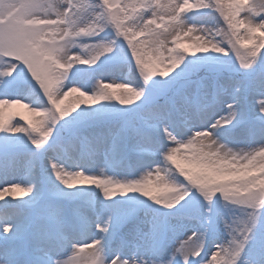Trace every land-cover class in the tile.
<instances>
[{"label": "snow or ice", "instance_id": "1", "mask_svg": "<svg viewBox=\"0 0 264 264\" xmlns=\"http://www.w3.org/2000/svg\"><path fill=\"white\" fill-rule=\"evenodd\" d=\"M117 40L143 84L73 72ZM0 63L5 264H264V0H0ZM13 105L35 119L6 121ZM145 160L143 176L110 174Z\"/></svg>", "mask_w": 264, "mask_h": 264}, {"label": "rangeland", "instance_id": "2", "mask_svg": "<svg viewBox=\"0 0 264 264\" xmlns=\"http://www.w3.org/2000/svg\"><path fill=\"white\" fill-rule=\"evenodd\" d=\"M162 3H165L166 0H161ZM166 11L167 9H158V14L160 17H163V21H167L169 19V17L166 15ZM145 18H151V17H145ZM163 21H161L160 19L157 20V23H162ZM185 22L189 25H196V26H210V25H214L215 21L211 16H204V15H200L197 12H191L188 13L185 17ZM126 24H128L129 27H132L133 25L129 22V21H125ZM136 23L140 24L141 21L140 19L137 17L136 18ZM224 26V25H221ZM105 41H109V40H113L115 39V35L114 33L109 34L108 32L102 34ZM194 35H199V33H194ZM87 42V41H84ZM182 43H189V41L185 40L182 41ZM171 46V45H170ZM126 44H124V42L122 40H117L114 51L110 54H106L104 57H102L101 62L98 63L96 66L94 67H88V66H78L77 68L73 69L74 73H83L85 77H87L88 75H91L92 77V81L94 82L97 78L103 77L104 79L108 80L106 82L108 83H122V82H126V81H121V80H130L134 83H136L137 85L143 84V81L139 78L138 73L136 72H130L129 71V67L127 64V52H126ZM81 50L79 48V44L77 45L76 48L73 49V51H79ZM190 60L196 61L199 60V57H190ZM4 67L3 64L0 63V72L4 71ZM113 78H115L116 80H112ZM3 79V78H0ZM20 79L23 80V76H20ZM80 83H84L85 80H80ZM119 91V89L117 90ZM21 95H23L24 97H27L33 101H38V98L35 96V94L32 92V90L25 84L21 87L20 89ZM77 94H73V96H75ZM72 97H69V101H71ZM68 102V101H66ZM113 105H115L116 109H120L124 106L119 105L118 102H111ZM96 107H100V105L96 106ZM4 118L7 121L9 115H12L14 117L13 119V123L16 120H21L22 122L26 123L27 121L23 120V117L27 116L29 119H35V117L31 114L29 109H25L23 107H21L20 105H13V106H5L4 109ZM5 138L0 136V142H3ZM16 139V138H13ZM23 142L27 144V148L25 149V151L31 150L32 152L37 153L38 155H42V156H47V155H51L50 151H49V145L45 144L43 146H41L39 149H37L35 146L31 145V142L29 140V138L27 136H24L22 138ZM50 143V142H49ZM48 163L47 159L45 158L42 161V169L43 166H46ZM148 161L145 160L143 162L137 163L136 161H132V168L128 169L127 167H122L120 169H117L115 171V173H110V174H115L117 176L120 177V179H123L124 176H135V175H139L140 172L143 170V168L147 165ZM101 167L103 166V164L101 163L100 165ZM65 168L67 169V171L70 173L72 171H75V169L72 168H68L67 165H65ZM147 171V170H146ZM21 173L17 172V173H9L8 175V179L9 180H15V179H19L20 178ZM41 175L43 176L44 173L43 171H41ZM141 176L144 175V173L140 174ZM135 178H139V177H135ZM39 187V185H38ZM19 191V190H18ZM17 191V192H18ZM76 191H81V189H76ZM14 195L11 196L13 199L22 197L24 194L21 193L20 191ZM6 194V193H5ZM85 195H87L88 197L92 196L91 192H85ZM139 194H128L127 196H123V197H119L118 199L124 200V201H129V202H133L134 203V197H136ZM95 198L97 200V202L103 201V195L102 193L98 192L95 194ZM141 199H143V197H141ZM4 202L0 201V205H3ZM10 208H14V206L10 205ZM17 219H20V217H17ZM209 244L212 243L211 238H209ZM218 242V241H217ZM66 259V257H65Z\"/></svg>", "mask_w": 264, "mask_h": 264}, {"label": "clouds", "instance_id": "3", "mask_svg": "<svg viewBox=\"0 0 264 264\" xmlns=\"http://www.w3.org/2000/svg\"><path fill=\"white\" fill-rule=\"evenodd\" d=\"M236 3H245L246 0H235ZM254 19V18H253ZM202 32L207 38L210 39H217L219 37L220 39L226 38V30H222V26L218 24L202 27ZM213 141H215L217 144L220 143L218 137H213ZM234 159V157H230ZM239 162V161H237ZM261 198L264 199V192L261 193ZM90 251V250H88ZM0 264H5V261L0 260Z\"/></svg>", "mask_w": 264, "mask_h": 264}, {"label": "bare ground", "instance_id": "4", "mask_svg": "<svg viewBox=\"0 0 264 264\" xmlns=\"http://www.w3.org/2000/svg\"><path fill=\"white\" fill-rule=\"evenodd\" d=\"M31 114H32V113H31ZM17 191H18V190H15V194H16ZM18 192H19V191H18ZM18 192H17V193H18ZM15 194H14V195H15ZM4 195H5V197L14 196L12 193H6V194H4Z\"/></svg>", "mask_w": 264, "mask_h": 264}]
</instances>
